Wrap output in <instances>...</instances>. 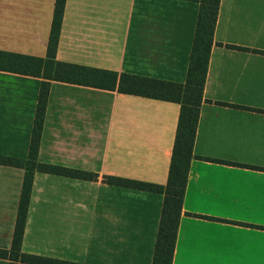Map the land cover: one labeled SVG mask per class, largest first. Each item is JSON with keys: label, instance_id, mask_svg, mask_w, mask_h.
Wrapping results in <instances>:
<instances>
[{"label": "crops", "instance_id": "obj_1", "mask_svg": "<svg viewBox=\"0 0 264 264\" xmlns=\"http://www.w3.org/2000/svg\"><path fill=\"white\" fill-rule=\"evenodd\" d=\"M55 0H0V51L44 58ZM198 13L187 0H66L55 59L184 83ZM41 78L0 71V155L27 159ZM180 106L51 81L26 254L151 264ZM24 171L0 165V249L11 246ZM0 264H8L0 259ZM172 264H264V0H220Z\"/></svg>", "mask_w": 264, "mask_h": 264}, {"label": "trees", "instance_id": "obj_2", "mask_svg": "<svg viewBox=\"0 0 264 264\" xmlns=\"http://www.w3.org/2000/svg\"><path fill=\"white\" fill-rule=\"evenodd\" d=\"M66 0H55L50 33L44 58L30 57L0 51V71L38 77L40 84L27 159L0 155V165L24 171L11 246L0 249V259L8 264H80L26 254L21 251L22 237L36 172L72 179L94 181L97 175L38 162V147L51 81L69 83L103 90H116L120 94L144 97L176 103L180 106L174 143L165 185L104 176L102 182L109 186L144 191L163 196L159 224L154 243L151 264H172L182 200L192 159V147L198 121L199 107L206 80L213 34L220 0H187L198 4V13L191 44L186 79L184 83H172L140 76L120 74L56 61L62 14Z\"/></svg>", "mask_w": 264, "mask_h": 264}]
</instances>
